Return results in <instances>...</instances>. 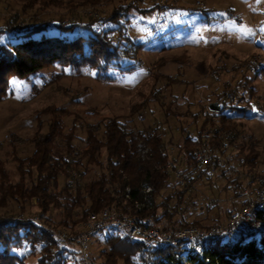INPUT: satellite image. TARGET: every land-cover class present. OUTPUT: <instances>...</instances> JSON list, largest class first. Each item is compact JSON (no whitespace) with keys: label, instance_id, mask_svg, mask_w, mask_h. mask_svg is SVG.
<instances>
[{"label":"trees","instance_id":"16d2710c","mask_svg":"<svg viewBox=\"0 0 264 264\" xmlns=\"http://www.w3.org/2000/svg\"><path fill=\"white\" fill-rule=\"evenodd\" d=\"M112 1L17 0L19 9L12 15L6 9L5 22L0 25V100L8 93L11 77L24 80L53 67L64 72L46 84L69 74L109 83L134 72L142 45L134 43L128 34L131 13L152 14L179 7L122 0L109 11L106 6ZM59 8L64 11L51 10ZM246 79L244 74L234 87L225 85L213 101L200 103L195 111L190 104L181 113L175 100L164 108L163 97L152 95L153 99L146 102L156 103L163 112L161 131L132 124L144 104L134 106L130 117L106 118L94 124L73 115L68 130L63 118L70 115L69 111L50 107L40 112L33 136L25 141L31 153L25 157L15 153L13 157L18 182H9L0 163V209L12 204L16 211L20 206L16 216L0 215V264H26L31 256L37 257V264H69L74 258L68 246L76 244L57 245L45 228L31 224V217L41 220L44 227L68 235L78 233L89 216L104 210L136 219L150 218L165 232L224 224L228 217L218 221L209 215L210 208L203 218L210 219V224L197 221L195 215L201 211L190 203V192L198 179L222 167L220 178L225 180L226 189L234 191L252 187L253 179L264 174L256 171L260 166L264 170V148L258 149L259 141L254 138L239 143L244 128L231 115L236 110L242 119H248L251 103L233 106L237 100L241 104L237 90L247 83ZM212 102L223 105L221 112L208 110ZM42 116L47 118L43 120ZM168 118L177 121L174 131L168 126ZM182 119L188 120L187 126L181 125ZM190 128L194 130L192 135ZM139 143L146 148L144 155L139 152ZM200 153L221 158L222 166L211 168L196 162L195 156ZM169 164L183 175V181L174 178ZM33 200L38 209L35 213L26 209ZM54 211L60 216L56 224L51 218ZM253 230L261 234V249L254 240L243 242L240 231L233 239L212 236L195 245L180 243L164 249H146L138 241L112 233L104 238L107 250L101 252L100 264H263L264 213L255 214L249 236Z\"/></svg>","mask_w":264,"mask_h":264},{"label":"rangeland","instance_id":"374dc122","mask_svg":"<svg viewBox=\"0 0 264 264\" xmlns=\"http://www.w3.org/2000/svg\"><path fill=\"white\" fill-rule=\"evenodd\" d=\"M153 2L179 8L168 12L156 10L152 14L131 13L128 34L134 43L142 45L134 72L109 83L70 76V71L66 70L69 76H59L53 83L46 84L48 79L64 72L59 67L41 70L35 77L24 80L9 79L8 93L0 100V163L10 183L19 180L13 157L15 153L19 157L31 153L32 149L25 141L33 136L36 118L46 108L69 111L72 116L63 118L68 130L73 115L84 123L94 124L106 118L130 117L134 106L144 104L132 124L139 129L151 127L161 131L163 112L156 103L146 102L147 99L159 94L163 97L164 108L175 100L181 113L190 104L195 111L200 103L213 101L223 92L225 85L234 87L244 74L247 83L240 84L241 88L237 90L241 104L236 99L233 106L243 107L242 103H251L252 109L248 119H242L236 110L231 111V115L239 119L238 123L244 128L239 143L254 138L259 141L258 149L264 148V43L259 41L260 35L264 34V0H144L146 6ZM201 2L206 5V12L199 8L192 10ZM121 3L122 0H113L106 7L110 11ZM102 8L105 7L102 5ZM6 9L12 15L19 9L17 0H0V25L5 22ZM51 10L64 11L63 8ZM172 80L176 84L171 83ZM45 118L47 116H42L43 120ZM168 121V126L174 131L178 127L177 121L171 118ZM187 124L188 120L182 119L181 125ZM189 131L191 135L194 133L193 128ZM139 152L141 155L146 153L141 143ZM223 170L224 167L220 171ZM220 171L208 172L195 182L190 192V203L201 211L196 212L200 214L195 218L205 224L211 222L208 218L203 221L209 208V215L222 221L234 210V205L238 208L240 204V188L236 191L226 189ZM256 171L264 170L260 166ZM35 204L36 200H33L26 209L35 213L38 211ZM11 206L0 209V215L16 216L20 206H16V211ZM51 218L55 224L60 220L56 211ZM112 233L118 232L106 229L90 239L87 254L93 264H100V254L107 250L104 238ZM68 248L74 252L69 264H84L80 246L69 245ZM26 264H37V257H29Z\"/></svg>","mask_w":264,"mask_h":264},{"label":"built area","instance_id":"2783aa9c","mask_svg":"<svg viewBox=\"0 0 264 264\" xmlns=\"http://www.w3.org/2000/svg\"><path fill=\"white\" fill-rule=\"evenodd\" d=\"M161 3V2H160ZM197 7L201 10H207L204 3H198ZM259 41L264 43V34L260 35ZM229 138V136H228ZM195 161L201 164H207L211 168L221 167L223 162L219 157H212L207 153H200L195 156ZM172 170L174 178L183 181V175L168 165ZM191 178H188L190 181ZM150 189H146L149 192ZM129 190H127V193ZM240 207L229 213L224 224L203 229L195 226H186L179 228L174 232L161 231L154 220L136 219L134 217L120 215L115 210H104L98 214L89 216L83 224L81 231L76 234L68 235L64 231H57L44 227L38 219H31V224L36 227H42L47 230L49 237L57 243L63 245L66 242H72L81 248V258L86 264H91L87 254V245L93 235L106 230L114 229L130 241L140 242L146 249H164L175 247L180 243L195 245L207 237L222 235L225 238L233 239L238 231L243 238V242L254 240L257 247L261 249V234L258 230H253V235L249 236L248 231L251 223L257 213H264V174L253 179L252 187L240 188ZM264 264V261H263Z\"/></svg>","mask_w":264,"mask_h":264},{"label":"water","instance_id":"95a60500","mask_svg":"<svg viewBox=\"0 0 264 264\" xmlns=\"http://www.w3.org/2000/svg\"><path fill=\"white\" fill-rule=\"evenodd\" d=\"M222 108H223V105L221 103H217V102H212L208 106V110L210 112H213V113L221 112Z\"/></svg>","mask_w":264,"mask_h":264}]
</instances>
